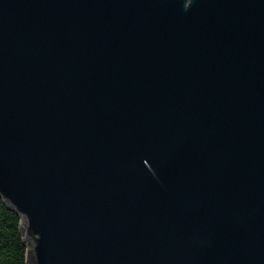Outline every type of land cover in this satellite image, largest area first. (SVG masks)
I'll list each match as a JSON object with an SVG mask.
<instances>
[{
    "label": "water",
    "instance_id": "water-1",
    "mask_svg": "<svg viewBox=\"0 0 264 264\" xmlns=\"http://www.w3.org/2000/svg\"><path fill=\"white\" fill-rule=\"evenodd\" d=\"M0 197L30 264H264V0H0Z\"/></svg>",
    "mask_w": 264,
    "mask_h": 264
},
{
    "label": "trees",
    "instance_id": "trees-1",
    "mask_svg": "<svg viewBox=\"0 0 264 264\" xmlns=\"http://www.w3.org/2000/svg\"><path fill=\"white\" fill-rule=\"evenodd\" d=\"M20 221L19 214L0 197V264H30Z\"/></svg>",
    "mask_w": 264,
    "mask_h": 264
}]
</instances>
